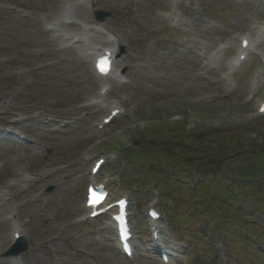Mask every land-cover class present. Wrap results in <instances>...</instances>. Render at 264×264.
I'll return each instance as SVG.
<instances>
[{
    "label": "rangeland",
    "instance_id": "1",
    "mask_svg": "<svg viewBox=\"0 0 264 264\" xmlns=\"http://www.w3.org/2000/svg\"><path fill=\"white\" fill-rule=\"evenodd\" d=\"M93 4L110 14L104 23L96 21ZM54 21L63 35L49 30ZM258 27L264 30V0H0V118L33 139L32 144L6 140L0 127V251L10 246L17 222L31 244L22 258L26 264H161L147 243L139 259L125 262L114 244L102 236L86 238L87 228L76 224L86 212L85 174L102 155L108 163L100 179L116 183L113 199L127 195L136 210L149 199L159 207L164 200L187 234L178 242L164 226L174 254L187 253L179 264H209L212 238L199 239L192 230L228 212L222 200L229 177L253 179L264 160V117L256 114L264 100V40L229 74L240 38L259 36ZM98 28L125 48L116 65L121 78L98 80L94 73L92 52L109 46ZM123 78L132 83L125 86ZM103 83L112 91L92 107ZM259 86L262 91L250 101ZM114 101L129 109L124 123L136 125L135 133L160 123L144 137L137 135L140 145L127 158L123 151L137 140L123 123L96 129ZM177 115L186 122L170 126ZM202 171L204 181L198 177ZM75 172L83 176L70 177ZM50 186L55 190L46 195ZM248 186L238 203L242 211L231 206L229 247L233 264H264V249L261 254L255 245L264 233V183ZM158 190L164 197L156 198ZM137 230L145 236L139 222ZM195 249L200 263L193 260ZM226 260L218 253L215 264Z\"/></svg>",
    "mask_w": 264,
    "mask_h": 264
},
{
    "label": "water",
    "instance_id": "2",
    "mask_svg": "<svg viewBox=\"0 0 264 264\" xmlns=\"http://www.w3.org/2000/svg\"><path fill=\"white\" fill-rule=\"evenodd\" d=\"M97 15H98V19H99L100 21H104V20L106 19V17L109 16L108 14H106V13H102V12L97 13Z\"/></svg>",
    "mask_w": 264,
    "mask_h": 264
},
{
    "label": "bare ground",
    "instance_id": "3",
    "mask_svg": "<svg viewBox=\"0 0 264 264\" xmlns=\"http://www.w3.org/2000/svg\"><path fill=\"white\" fill-rule=\"evenodd\" d=\"M55 27H57V26H54V28ZM259 29H261V27ZM246 52L249 54L250 53V49H247ZM105 259L109 262V261H111L112 257L109 254H105Z\"/></svg>",
    "mask_w": 264,
    "mask_h": 264
},
{
    "label": "snow or ice",
    "instance_id": "4",
    "mask_svg": "<svg viewBox=\"0 0 264 264\" xmlns=\"http://www.w3.org/2000/svg\"><path fill=\"white\" fill-rule=\"evenodd\" d=\"M102 63H106V61H103ZM261 111L264 112V107L261 108Z\"/></svg>",
    "mask_w": 264,
    "mask_h": 264
}]
</instances>
